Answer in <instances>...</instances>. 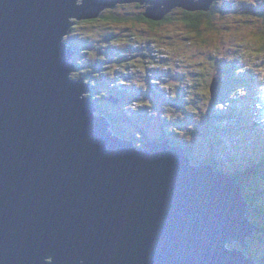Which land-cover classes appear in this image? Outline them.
I'll return each instance as SVG.
<instances>
[{"label":"water","instance_id":"95a60500","mask_svg":"<svg viewBox=\"0 0 264 264\" xmlns=\"http://www.w3.org/2000/svg\"><path fill=\"white\" fill-rule=\"evenodd\" d=\"M133 1L154 21L214 3L0 0V264H260L237 247L255 225L230 176L116 136L72 77V19Z\"/></svg>","mask_w":264,"mask_h":264},{"label":"rangeland","instance_id":"374dc122","mask_svg":"<svg viewBox=\"0 0 264 264\" xmlns=\"http://www.w3.org/2000/svg\"><path fill=\"white\" fill-rule=\"evenodd\" d=\"M251 1L254 2V0ZM233 2L234 7H229L226 0H214L211 8L213 9L212 16L215 18L213 24L216 25V28L203 30L201 33L203 38L200 35L196 37L195 33H190L195 29L184 25L180 15H177L172 22L156 27L149 25L150 23L146 21H136L134 17L143 16L146 9L142 3L135 1L118 3V6L113 8L116 11L114 14L123 18H125L123 15H126L129 20L116 22L102 17L103 19L100 21L86 25H76V22L77 27L72 28L65 39L68 44L79 48V55L73 58L77 68L72 73V77L78 79L83 76L87 83H93L96 92H99V98L104 94L101 99L103 105L112 108L114 105L109 102L107 104L106 97L111 94V97L115 96L117 99H121L126 92L122 91L120 95L118 92L116 94L119 87L128 88L133 92L130 94L131 96L138 94V99L144 97V94L147 98L152 99L150 94L157 91L158 95L162 94L163 101L161 102L167 105L160 103L163 112L154 111L153 116L157 115V119H161L162 116V119L172 122L171 125L174 126V121L179 116H177L178 113L175 114V111H168V102L171 103L173 100L172 106L177 107L178 110L182 111L183 108L191 110H184V114H189L187 116L189 118L196 106H202L206 102V98L209 96L208 83H211L216 77L219 79V83H232L233 72L249 67L258 72L255 83H261V87L258 88V92L253 90L251 94H248L249 96L247 94L243 96L245 92L240 91L239 96L241 97L238 96L234 100V104L240 106L244 101H248L253 107L258 106L260 113L264 115L263 34L258 33V39L251 36L254 28L246 27L249 23L245 24V17H240L246 5L243 0H234ZM110 10L104 11L108 17L109 14L110 16L114 15V11ZM239 17L242 20L239 21ZM237 24L240 26L238 27ZM205 26L208 24L205 23ZM241 54L247 63L243 62L235 67L234 61ZM236 76L239 75L236 74ZM247 78L248 74L246 73L245 76H241L242 82L239 83H248L247 80L244 81ZM171 86L173 87L172 94L168 100H165L164 94L169 95ZM94 95H96L95 92ZM126 97L129 95L127 94ZM240 100L241 103H237ZM143 103L145 102H141V104ZM125 106H120V109ZM130 110L126 109V111ZM257 115L258 112L252 117ZM201 120L202 118L197 121V118L191 117L184 123L186 127L180 128V132L179 130L172 131L173 138L176 140L181 135L182 139L178 141V145L181 144L182 148L177 147L182 149L183 153L186 152L188 145H197L198 153L201 155L206 151V137L201 138L200 134L189 135L193 126H198L197 128L202 132ZM177 121L181 122L182 120ZM137 123L142 122L139 120L133 123L122 120L121 125L133 131ZM156 128V126L149 127L146 133L147 137L154 139L156 133L153 131ZM237 130L235 129V131ZM242 133L243 131H240V134ZM242 140V144L236 147L235 142L233 143L229 138L227 140L228 148L234 150L236 148L240 152L242 147L252 152L254 149L257 150V153L260 152V148H253L246 140ZM207 153L211 155L209 158H213L214 150L212 148ZM217 154L220 155V149ZM234 156L236 159L234 162L238 168L247 160L246 154ZM222 165L218 164L220 170H222ZM252 233H250V238H252ZM232 245H236V243ZM239 248L245 249L242 245Z\"/></svg>","mask_w":264,"mask_h":264},{"label":"trees","instance_id":"16d2710c","mask_svg":"<svg viewBox=\"0 0 264 264\" xmlns=\"http://www.w3.org/2000/svg\"><path fill=\"white\" fill-rule=\"evenodd\" d=\"M227 1L229 6L234 7L233 0ZM243 2L246 7L244 8L241 16L245 17V23H249L246 27L250 26V28H254L251 32V36H254L253 38L258 39L257 35L258 33H261L263 34L262 38L264 40V0H254V2L251 0H243ZM212 10L213 9L211 8L208 11H189L181 7H175L170 10V12L161 21H154L151 19L148 20L144 17V15L141 17L140 15L135 16L134 18L136 21H146L147 23H150L149 25L156 27L165 23H170L177 17V15H180L184 25L188 26L190 29H195L194 32L190 31V33H195V36L197 37L198 35L201 36L202 31L205 29L210 30L216 28V25L213 24V20H215V18L212 16ZM114 13L115 11L113 14ZM113 16L108 17L103 12L99 18L82 20L80 22L77 21L76 25L95 23L103 19L102 17L116 22L129 20L127 19L128 16L125 17L126 19L118 17L116 14ZM205 23L208 24V26H205ZM76 25L73 29L77 27ZM201 38H203V36H201ZM75 49L77 50V56L79 55V48L76 47ZM243 62L247 63L242 54L238 55L234 61V66L238 67ZM246 73L248 74V78L244 79V81L247 80L248 83H239L242 82L241 76H245ZM236 74L239 76L237 77ZM257 74V71L249 67L233 72L232 83H217L215 87V89H217L212 95L210 89L211 83H208L209 96L206 98V102L202 106H196L191 115L194 119L197 118V121L202 118L200 124L203 125V130L200 132L197 128L198 126H193L191 127L192 133L189 131V135L200 134L201 138L206 137V151H204L203 155H201V153H198L199 147L197 145L189 146L187 144L188 147L186 152L194 162H202L203 160L212 159L209 158L211 155L207 153L210 151V148H212L214 150L213 157H215L213 159H215L214 162L218 171L230 174L234 180L240 184L249 205L248 215L256 223V228L254 229L252 238L248 242L249 246L246 250H248L247 252L253 255L259 263H264V126L258 115L252 117L258 112V109L253 107L250 103H248V101H244L241 107L235 106L236 104H234V100L239 96L240 91L245 92L243 96H245L249 91H252L249 88L251 86H247L246 84H259L255 83ZM88 81H90V79H88ZM90 85L91 90L87 93V95L95 102L97 114L108 118L109 123L112 125V130L116 135L133 141L134 144L140 148L144 147L146 139H149L146 135L149 127H157L155 131H153L156 133L154 138L162 139L165 137L175 145H177L178 141L182 139L181 135H179L177 140L174 139L172 131L179 130L180 132V128L186 127L184 126V123L191 117L189 116V118H187L189 114H184V110H191L186 108H183L182 111L181 109L178 110L177 107L172 106L173 100H171V103L168 106V111H175V114L178 113L177 116H179L177 117V120H182L181 122L175 120L174 126H172V122L162 119V116L161 119H157V115L153 116L154 111L157 113L163 112L161 104L166 105L161 102L163 101V98L161 97L162 94L158 95L157 91H153V94H150L152 99L147 98L144 94V97L140 99L142 100L141 102L145 103L141 104L140 99L137 98L138 94L131 96L130 94L133 93L132 91L128 88L118 86L119 88L117 89L116 94L118 92L120 95V92L122 91L126 92V94H124L121 99H114L111 97V94L110 96L107 95V104L108 102L109 104H113V109L110 106L103 105L101 99L104 97V94L101 98H99V92H96L93 83H90ZM251 88L254 90V87ZM172 90L173 87L171 88L169 95L164 94L165 100L169 99L172 94ZM94 92L96 95H94ZM127 94L129 97H126ZM123 97L125 98L123 99ZM237 103H241V100ZM120 106L125 107H121L120 109ZM127 108L131 110L126 111ZM122 120L133 123L140 120L142 123L135 124L136 128L132 131V129H127L121 125ZM235 129L238 130L235 131ZM240 131H243V138L239 137ZM245 131L246 133H244ZM229 138L233 143L235 142L236 147L240 146L243 141L242 139H244L252 145L253 148H260V152L257 153V150L255 149L252 152L251 150L249 151L248 149H244L242 147L240 152L236 148L235 150L232 148L229 149L227 141ZM219 149L220 155L217 154ZM241 154H246L247 160L242 163L240 168H238L237 164L234 162L236 160L234 155L241 156ZM218 164L223 166L222 170H220V166H218Z\"/></svg>","mask_w":264,"mask_h":264},{"label":"clouds","instance_id":"9594fccd","mask_svg":"<svg viewBox=\"0 0 264 264\" xmlns=\"http://www.w3.org/2000/svg\"><path fill=\"white\" fill-rule=\"evenodd\" d=\"M234 1V0H233ZM121 4H123V3H121ZM118 5H116L115 7H117ZM114 7V8H115ZM229 7H231V6H229ZM182 8V7H181ZM211 9V8H210ZM111 10H113V11H115L113 8L111 9ZM199 11H201V10H199ZM205 11H208V10H205ZM116 12V11H115ZM109 16H110V14H109ZM117 16H119V15H117ZM124 17H127L126 15H123ZM144 17H145V15H144ZM240 17H241V15H240ZM240 17H239V21L241 20L240 19ZM146 18V17H145ZM146 19H148V18H146ZM149 20V19H148ZM238 21V22H239ZM140 22V21H139ZM245 24H247V23H245ZM243 25V24H242ZM237 26L239 27L240 26V24H237ZM77 47V46H76ZM76 47H74V48H76ZM75 57V56H74ZM217 78V77H216ZM86 81V80H85ZM218 83H219V81H218ZM90 84V83H89ZM247 86L249 85V86H251V87H254V90L255 91H257L258 92V88L259 87H261V83H259V84H246ZM251 87H249L252 91H253V88H251ZM91 90V89H90ZM252 91H249L247 94H251V92ZM111 98V97H110ZM112 98H114V99H117V98H115V97H112ZM170 104V102H168V105ZM167 105V104H166ZM242 106V104L240 105V106H238V107H241ZM257 109H258V117H259V119L261 120V122L263 123V126H264V115H262L261 113H260V109L258 108V106L256 107ZM111 127H112V125H111ZM110 127V129L112 130V128ZM237 128V127H236ZM112 132H113V130H112ZM114 133V132H113ZM115 134V133H114ZM116 135V134H115ZM116 136H118V135H116ZM120 137V136H119ZM239 137H241V138H243V135L242 134H239ZM122 138V137H121ZM125 139V138H124ZM165 139H168V138H162V139H160V138H154V139H148V140H146V143L148 142V141H158V142H162V141H164ZM128 140V139H127ZM169 140V139H168ZM130 142H132L133 144H134V142L133 141H131V140H129ZM170 141V140H169ZM170 144H172V145H174V146H179V147H181V145H175V144H173V143H171V141H170ZM134 146H136L135 144H134ZM145 146V145H144ZM137 147V146H136ZM137 148H139V149H141V148H144V147H137ZM182 148V147H181ZM184 154H186L187 156H189V154L187 153V152H184ZM189 158H190V160L192 161V163L193 164H195V165H210V164H213L214 165V170H216V171H218L217 169H216V165H215V162H214V160L215 159H213V158H215V157H213L211 160L209 159V160H203L202 162H194L193 160H192V158L189 156ZM218 172H220V171H218ZM223 173H225V172H223ZM225 174H227V173H225ZM228 176H230L233 180H234V178L230 175V174H227ZM235 181V180H234ZM236 182V181H235ZM238 185H239V187L241 188V186H240V184L238 183V182H236ZM241 190H242V188H241ZM243 192V191H242ZM244 194V193H243ZM245 197V196H244ZM245 199H246V197H245ZM246 202H247V200H246ZM247 207H249V205H248V202H247ZM249 214V213H248ZM248 219L251 221V222H253L254 223V225H255V227H254V229L256 228V223L254 222V220L253 219H251L250 217H249V215H248ZM254 233V232H253ZM253 233H252V235H253ZM251 238L249 237L248 239H247V247L249 246L248 245V242H249V240H250ZM233 244V243H232ZM232 244H230V245H232ZM239 246L240 245H237V247L239 248ZM247 247H245V249H244V252L245 253H247L248 255H249V253L247 252L248 250H246L247 249ZM240 249V248H239ZM253 256V255H252ZM258 261V260H257ZM259 263V262H258ZM261 264V263H260Z\"/></svg>","mask_w":264,"mask_h":264},{"label":"bare ground","instance_id":"6f19581e","mask_svg":"<svg viewBox=\"0 0 264 264\" xmlns=\"http://www.w3.org/2000/svg\"><path fill=\"white\" fill-rule=\"evenodd\" d=\"M116 5H117V4H116ZM116 5H115V6H116ZM106 9H112V8H104V9H102V10L100 11V13H99L96 17H94V18H90V19H85V20H91V19L99 18V17L102 15V13H103ZM82 20H84V19L79 20V19H74V18H73V19H72L73 25L68 29V32H67L66 36H67L68 34H70V31L72 30V28L74 27V25L76 24V22H77V21H82ZM76 53H77V50H76ZM74 56H76V54H75Z\"/></svg>","mask_w":264,"mask_h":264},{"label":"flooded vegetation","instance_id":"af4514ba","mask_svg":"<svg viewBox=\"0 0 264 264\" xmlns=\"http://www.w3.org/2000/svg\"><path fill=\"white\" fill-rule=\"evenodd\" d=\"M226 1H227V0H226ZM227 3H228V1H227ZM227 5H229V3H228Z\"/></svg>","mask_w":264,"mask_h":264}]
</instances>
